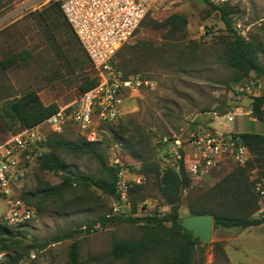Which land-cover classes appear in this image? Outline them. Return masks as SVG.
I'll return each mask as SVG.
<instances>
[{
	"label": "rangeland",
	"instance_id": "obj_1",
	"mask_svg": "<svg viewBox=\"0 0 264 264\" xmlns=\"http://www.w3.org/2000/svg\"><path fill=\"white\" fill-rule=\"evenodd\" d=\"M53 3L0 0V145L23 129L1 120L9 102L34 91L45 106L63 108L78 101L81 87L96 77L79 42H69V30L56 27L47 16ZM225 3L235 7L233 29L258 46V61L264 69V0ZM209 10L197 0H151L147 16L116 55V64L124 73L145 75L153 82L152 89L123 99L115 122L91 126L97 139L93 149L107 164L117 160L118 170L129 172L124 175L128 180L143 178L140 185L130 184L127 198L121 202L127 207L94 187L71 184L54 193L67 176L92 177L108 187L111 182L96 161L56 146L59 140L87 142L85 133L73 125L65 126L61 133L40 127L43 142L22 158L18 166L21 177L10 186V194L33 207L38 219L11 226L12 235L0 237L7 264H71L72 245L78 264H129L128 259H114L113 243L138 241L145 233V218L170 212L157 189V172L171 168L158 149L161 137L185 142L198 128L264 135V123L257 122L250 111L252 98L264 95V79L250 73L234 83L238 75L226 63L230 35L217 13L207 15ZM175 15L183 16L187 24L184 31L173 35L168 19ZM228 116H235L233 123H227ZM43 154L57 156L71 174L41 172L38 159ZM252 161L251 155L244 168L224 161L203 180L190 179L181 196L179 218L192 216V210L243 216L256 199L258 208L250 218L259 219L264 202L256 194L255 184L264 186V164ZM4 211L0 200V216ZM112 216L131 220L101 229L99 221ZM242 231L213 230L207 246H195L192 264H264V226L250 228L238 240ZM66 234L72 237L57 241ZM134 264L163 263L159 253L152 251Z\"/></svg>",
	"mask_w": 264,
	"mask_h": 264
},
{
	"label": "built area",
	"instance_id": "obj_2",
	"mask_svg": "<svg viewBox=\"0 0 264 264\" xmlns=\"http://www.w3.org/2000/svg\"><path fill=\"white\" fill-rule=\"evenodd\" d=\"M58 3L63 19L82 46L98 78V84L83 94L74 104L59 108L39 125L22 131L0 145V200L5 206L0 224L20 226L37 221L38 213L18 197L10 194V186L21 174L18 166L23 157L33 154L45 135L40 127L47 126L61 133L65 126L73 125L85 133L88 143H95L94 122L111 124L120 115V107L126 96L153 87L151 79L141 74H124L116 64L118 51L129 42L151 8V0H54ZM227 0H213L215 4ZM235 116H228L233 123ZM159 152L175 171L183 164L191 180L201 181L224 161H232L244 168L251 159L250 152L235 134L208 132L196 129L185 142L166 136L158 140ZM118 161L112 162L117 168ZM128 171L118 170L116 194L119 205L127 198L130 184L140 185L143 178L134 176L128 180ZM255 191L264 202V186L255 184ZM261 212L260 218H263ZM33 257V254L30 255ZM6 262V254L0 251V264Z\"/></svg>",
	"mask_w": 264,
	"mask_h": 264
},
{
	"label": "trees",
	"instance_id": "obj_3",
	"mask_svg": "<svg viewBox=\"0 0 264 264\" xmlns=\"http://www.w3.org/2000/svg\"><path fill=\"white\" fill-rule=\"evenodd\" d=\"M200 3L207 5L210 10L208 16L217 13L220 21L225 27V30L230 35L231 42L227 46V65L234 70L238 77L234 83H239L243 78H247L250 73H253L257 78L264 79V69L261 67L257 53L258 46L252 42L246 41L238 36L233 29L232 16L235 13V7L229 3L214 4L210 0H197ZM59 14V15H58ZM47 16L51 19L52 24L56 27L63 26L69 33V42L76 40L70 27L63 19L58 3L51 4L47 12ZM62 18V21H61ZM173 26L172 34L184 31L186 27V19L183 16H171L168 19V25ZM77 41V40H76ZM23 59L22 54L19 55ZM130 74V73H124ZM98 84V78L86 82L80 89L81 95L95 88ZM6 115L1 120L7 125L19 126L21 128H32L48 117L55 114L59 107L55 104L45 106L34 91L27 92L17 99L12 100L8 104ZM250 111L252 117L260 123H264V95L254 97L251 100ZM238 137L250 154L253 156L252 162L264 164V135L254 133H242L235 135ZM96 144L92 143H69L63 140L56 142V146L60 149L71 152L72 154L85 155L96 161L105 171L107 178L111 182V186H107L104 181L88 176H75L71 178L67 176L66 180L57 188L54 193H58L61 187L71 186V184L79 185L84 188L94 187L104 194L108 195L116 202L119 201V196L116 194V180L118 168L110 167L105 158L93 149ZM159 149V147H158ZM179 171L173 168L166 169L163 172H157L158 181L157 189L160 197L170 207V212L161 217L145 218L146 229L143 237L136 242H120L115 241L112 246V256L116 260L128 259L129 264H134L137 260L148 255L152 251L159 253L163 264H192V253L195 246L199 245V241H191V234L186 232L179 224V204L183 191L188 187L190 179L185 173L183 164L180 163ZM249 165V163L247 164ZM38 169L41 172H59L64 175L71 174L68 166L59 160L54 154H43L38 159ZM132 192V190L130 191ZM129 202V201H128ZM131 203V202H130ZM26 204V203H25ZM28 205V204H26ZM29 206V205H28ZM252 208L243 216L225 215L222 213H209L197 210H192L191 215H206L210 214L213 217V230L218 228L226 229H248L264 224V216L259 219H251L250 215L257 210V200H253ZM131 218H123L122 216H112L102 218L99 221V227L105 228L110 224H117ZM167 225L169 228H167ZM90 230V226L87 227ZM11 231L9 226L0 224V237H10ZM72 237L71 234H66L62 239ZM70 263L78 264L76 246L72 245L70 250ZM4 264H7L6 262Z\"/></svg>",
	"mask_w": 264,
	"mask_h": 264
},
{
	"label": "water",
	"instance_id": "obj_4",
	"mask_svg": "<svg viewBox=\"0 0 264 264\" xmlns=\"http://www.w3.org/2000/svg\"><path fill=\"white\" fill-rule=\"evenodd\" d=\"M121 206L127 207L128 204ZM213 222L211 215L188 216L179 220L180 226L191 234V241L198 240L202 246H207L211 242Z\"/></svg>",
	"mask_w": 264,
	"mask_h": 264
},
{
	"label": "crops",
	"instance_id": "obj_5",
	"mask_svg": "<svg viewBox=\"0 0 264 264\" xmlns=\"http://www.w3.org/2000/svg\"><path fill=\"white\" fill-rule=\"evenodd\" d=\"M264 226V224H262V225H260V226H257V227H253L254 229H262V227ZM250 230V228L249 229H245V230H243L242 231V233H240V234H238V240H239V238H240V236L243 234V233H245L246 231H249Z\"/></svg>",
	"mask_w": 264,
	"mask_h": 264
}]
</instances>
